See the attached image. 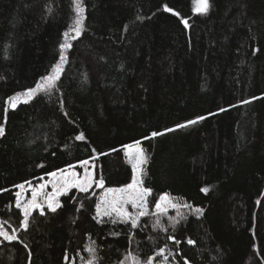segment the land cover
I'll return each instance as SVG.
<instances>
[{
	"label": "trees",
	"instance_id": "trees-1",
	"mask_svg": "<svg viewBox=\"0 0 264 264\" xmlns=\"http://www.w3.org/2000/svg\"><path fill=\"white\" fill-rule=\"evenodd\" d=\"M209 3L201 15L194 0H84V31L71 39L72 0H0V189L7 190L0 222L10 234L19 229L16 185L69 168L80 173L83 160L104 181L61 195L56 213L33 211L17 241L0 240V264H29V252L31 264H54L49 225L63 236L58 264H87L91 246L99 264H119L128 253L144 264L160 249L171 264H264V0ZM66 31L71 47L56 88L28 103L21 95L5 123L7 98L51 73ZM81 132L86 139L76 141ZM137 141L150 200L169 193L192 207L165 212L155 229V215L141 217L137 229L97 223L103 189L131 182L124 147Z\"/></svg>",
	"mask_w": 264,
	"mask_h": 264
},
{
	"label": "snow or ice",
	"instance_id": "snow-or-ice-1",
	"mask_svg": "<svg viewBox=\"0 0 264 264\" xmlns=\"http://www.w3.org/2000/svg\"><path fill=\"white\" fill-rule=\"evenodd\" d=\"M72 3L74 5V12L75 17L73 19V23L71 26V31L74 33V35L71 37V39H76L80 37V35L84 31V24H85V7H84V0H72ZM194 3L196 4V7L193 9L194 13H199L201 15H206L210 8L209 0H194ZM163 9L165 12H170L173 15L180 17V13L174 11L172 8H170L167 4L163 6ZM47 11L50 13L52 11L51 7H47ZM137 19H140V17H137ZM180 22L183 24L184 28H189V21L188 19H185L183 17L180 18ZM64 37L66 38L65 43H61L59 45L61 51H60V58L59 62L53 66V69L51 73L47 76L41 77V81L37 82L35 87L28 88L24 91V93H17L11 97H8L6 100V104L8 107L4 108V122H7V113L9 107L11 109H16L17 103L20 100L21 95L25 97L24 103H28L31 101L36 95L39 93H47L50 94L53 89L56 88V81L60 79V74L63 71V65L67 62V56L66 51L71 47V44L67 42V38L69 37V32L66 31L64 34ZM255 51H259L254 50ZM0 79H4L3 76H0ZM256 99V98H254ZM250 101H242V103H249ZM63 103V102H61ZM220 111H226V109H220ZM211 115V113H210ZM206 117L200 116L196 119L189 120L185 124H179L176 126V128H184L190 125H195L199 121L204 120ZM175 129H165V132L174 131ZM5 135V126L4 123H0V137H3ZM164 133L154 131L151 133L152 137L162 136ZM74 139L76 141H84L86 139L84 133L77 134ZM147 139V137H146ZM136 144H139V141L136 142ZM125 147L131 148L132 145H126ZM95 151V150H93ZM127 155V153H126ZM147 163V158L143 154V149H139L137 155L135 156V163L133 164V178L132 182L127 184L123 188L119 189H107L105 193V197L102 199L100 203L96 205V215L93 217L97 221V223H105L106 221L103 219V217H108L107 222H111L113 224L117 222H121L124 224H130L132 229H137L139 227V221L141 217L148 216V215H155L157 216V220L155 224L153 225V228L160 227V220L159 216L163 215L167 207L169 206L170 198L167 194H163L160 196L158 200L155 201V209L156 212L150 213L149 212V206H148V200L147 198L151 195L152 190L146 187L142 186V180L140 178V166ZM80 164L82 166H86L89 164V160H83L80 161ZM71 167V166H70ZM48 175L52 177H56V172L48 173ZM61 176L63 178V182L60 184L59 187H57V184H53L54 193L53 194H44V200L46 201V208L47 211L51 213H56L58 209L62 208L63 205L60 203L57 197L60 195L67 194L69 189L76 188L80 192H88L89 188L92 187V184L95 183L96 187H103L104 181L103 178H101L98 181L93 180V174L91 172H88L86 169V175L81 179L76 177L75 173L72 174V179H69L67 176L63 175V170H61ZM17 188H23L24 185H16ZM40 191L33 190L32 193V199L30 201H27L26 203H21L20 200V193H16V201H15V207L17 209L22 210V219L20 220L19 229L13 228L11 234L8 231L3 230V225H0V237L3 238L4 241L12 242L17 241V231L18 230H24L27 231L29 228V222L30 217H32L33 211L39 210L40 215H45V205L41 204L38 201V197L41 195L43 189L45 188L44 184H41L39 186ZM0 191H7L6 189H0ZM202 193L207 194L209 191L208 187H202L200 189ZM109 194L111 196L109 197ZM126 205H131L133 209H135V213H129L127 211ZM170 206L175 207V204H171ZM83 205H80V208H82ZM184 207L191 208V205H184ZM80 209L78 208L77 211ZM196 213L202 214V209L196 208L194 209ZM179 223L178 220L173 219L172 226L175 227V224ZM161 230H166L161 228ZM114 235H119V233H114ZM132 237L130 236V239ZM168 240L173 241L175 244H180L181 241L176 240L174 236H168ZM196 242L192 239L187 240V244L194 245ZM93 245H95V242H93ZM27 247V245H25ZM90 254V259L87 261V264H99L100 257L98 256V248L96 246H91L86 249ZM164 249H160L158 255H163ZM155 257H149L144 264H153ZM165 261L167 260V257H164ZM68 260L67 253L65 254V261ZM129 261L131 264H141V261L134 256L132 253H128L127 256L123 260L119 262V264H129ZM29 264H31V253L29 252ZM184 264H189V261L187 259L184 260Z\"/></svg>",
	"mask_w": 264,
	"mask_h": 264
},
{
	"label": "rangeland",
	"instance_id": "rangeland-1",
	"mask_svg": "<svg viewBox=\"0 0 264 264\" xmlns=\"http://www.w3.org/2000/svg\"><path fill=\"white\" fill-rule=\"evenodd\" d=\"M128 145H132V147L131 148L124 147V153H125V155L127 153L126 158H127V161H128V163H129V165H130V167L132 169V178H133V175H134V173H133V164L135 163V156L137 155L138 150L139 149H143V148H142L141 142H139L138 145L136 144V142L132 143V144H128ZM143 154L145 156L144 150H143ZM143 165L140 166V178H141V180H142ZM94 166H95L94 162L93 161H89V164L86 165V166H82L81 164H79V167L82 170L80 173H78V171L75 168H69V169L63 170V175L67 176L69 179H72L73 178L72 174L75 173L76 177L82 179L86 175V169H87L88 172H91L93 174V180H94ZM56 173H57L56 177H52V176L49 175L48 177L42 178L39 181L29 182V183L23 184L24 185L23 188H17V192L20 193L21 203L23 204V203H26L27 201H30L32 199L33 190H36V191L39 192L40 191L39 186L41 184H44L45 188L43 189L41 195L38 197V201L41 204H44L45 207H46V201L44 200V194L45 193L53 194L54 193L53 184L55 183V184H57V187H59L60 184L63 182V178L61 176V171H58ZM131 182H132V179H131ZM94 184L95 183L92 184V187L94 186ZM142 186L145 187L143 184H142ZM92 187H90L89 189H91ZM123 187H125V186H122V187H106V188H104L103 191H102V194H101V196L99 198L98 203H100L102 201V199L105 197V193H106L107 189H109V188H111V189H119V188H123ZM72 189H76V188H72ZM69 190H71V189H69ZM163 194H167L169 196V198H170L169 206L167 207L166 212L171 210V209H176V208H179L181 206H184V205H181L169 193H163ZM163 194H161V195H163ZM60 196L57 197L58 200H59ZM110 196H111V194H109V197ZM160 196L158 197V199L160 198ZM147 200H148L149 212H152V213L156 212V209H155V206H154L155 205V201L152 202L150 200V196L147 198ZM171 204H175V207L170 206ZM126 208H127V211L129 213H133L134 214L135 211H136L135 209L132 208L131 205H126ZM103 218H108V217H103ZM0 225H3V224L0 222ZM3 230L7 231V229L4 227V225H3ZM47 236L50 239L54 240V243H55L54 264H58L60 256H61L62 245H63V236H62V234L56 232L53 229L52 225H49V227L47 229ZM1 239H3V238L0 237V240ZM165 256L168 257L165 251H164L163 255H159V257H158V254H155L153 256V257H155V259L153 261V264L154 263L155 264H171V262L168 260V258L165 261V259H164Z\"/></svg>",
	"mask_w": 264,
	"mask_h": 264
}]
</instances>
